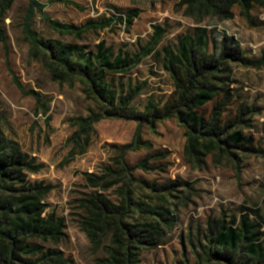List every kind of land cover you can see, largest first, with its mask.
<instances>
[{
	"label": "rangeland",
	"instance_id": "obj_1",
	"mask_svg": "<svg viewBox=\"0 0 264 264\" xmlns=\"http://www.w3.org/2000/svg\"><path fill=\"white\" fill-rule=\"evenodd\" d=\"M38 1L48 5L43 13L51 20L75 26L118 18L134 9L141 12L131 27L118 25L91 30L81 38L61 35L39 13L33 15L31 28L43 40H59L93 52L98 51V44L104 43V49H109L113 58L133 57L151 40L155 27L167 30L133 71L107 75L115 86L124 88L130 82L146 81L145 90L132 104L137 111L143 112L148 100L156 103L172 93V77L162 68L163 48L170 46L176 50L179 39L193 34L197 27L216 28L217 53L222 36L229 34L240 41L241 50L249 60L259 62L264 58L263 0H251L249 5L235 1L230 9L232 20L225 19L224 13L213 11L219 0ZM201 2L209 5V10ZM7 3L8 0H0V129L37 164H45L39 173L28 174V180L53 186L46 198L49 206L45 216L63 219L65 226L63 239L41 241L30 237L27 243L42 247L44 252L52 249L60 252L68 264H104L105 242L97 245L82 231L79 218L84 212L77 200L94 191L87 187L85 173L101 175L106 169H120L114 159L120 154L119 148L134 141L138 123L105 119L78 138L81 131L78 119L97 113L98 107L85 97L80 83L56 81L32 48L24 33L29 0H13L10 7ZM230 67L231 79L226 81L229 86H223L231 91L232 97L223 110L222 122L234 119L244 106L248 110L244 111L243 134L253 138L252 146L264 150V63L248 66L232 63ZM30 90L39 95V101L26 93ZM215 102L203 107L201 112L208 116ZM141 136L151 143V149L127 151L125 161L134 166L147 159L149 166H158L159 170L138 169L134 176L159 188L177 181L187 182L193 187V194L183 201L170 197L167 191L152 194L151 190L138 187L145 201L178 209L177 225L166 227L157 248L143 251L140 264H175L183 258L195 263V251L207 244L208 222L219 219L223 213L229 222L233 217L250 214L251 220L261 224L264 230V156L232 146L231 155L214 150L202 157L203 161H192L186 152L185 130L176 119L158 123L155 132L144 125ZM158 153L166 156L154 158ZM184 188L179 185V193H174L184 196ZM116 189L114 186L105 192L115 203L119 201ZM15 263L21 264L18 260Z\"/></svg>",
	"mask_w": 264,
	"mask_h": 264
},
{
	"label": "trees",
	"instance_id": "obj_2",
	"mask_svg": "<svg viewBox=\"0 0 264 264\" xmlns=\"http://www.w3.org/2000/svg\"><path fill=\"white\" fill-rule=\"evenodd\" d=\"M215 1V0H213ZM235 1L249 5L251 0H219L213 11L224 13L225 19L232 20L230 11ZM264 1V0H263ZM30 9L24 22V33L32 48L38 52L54 79L61 84L80 83L85 97L92 101L98 111L91 112L87 118H79L81 130L77 137L93 130V125L105 119H121L138 123V132L132 143L119 148L120 154L114 161L119 170L106 169L101 175L85 173L87 187L94 191L84 194L77 200L84 212L79 222L82 231L97 245L105 242L107 257L104 264H140L145 250L157 248L165 235L166 227L171 229L178 223L177 208L173 206H156L145 201L143 191L152 194L167 191L172 198L189 200L193 187L187 182L177 181L171 185L157 187L134 176L136 170H159L158 166H149L144 159L131 166L125 161V152L151 149V143L143 140L141 128L146 125L155 132L157 124L176 119L185 130L187 138L186 152L195 162L203 161L212 151L231 155L229 148L238 147L243 151L257 152L264 156V150L252 146L253 138L243 134L244 106H241L234 119L222 122L223 110L229 105L232 93L223 84L231 79L232 63L244 66L260 65L244 56L240 41L234 36L224 34L220 50L217 53L216 28L197 27L193 34L182 36L176 50L170 46L163 48L162 68L174 84L171 94L162 97L159 102L148 100L144 111H137L132 106L136 98L145 90L143 83H127L126 87L115 86L107 75L129 74L143 59L150 55L160 37L167 33L161 27H155L151 40L133 57L113 58L104 43L98 44V51H86L75 44H64L59 40H43L31 28V19L35 12L46 20L51 28L61 35L81 38L91 30L109 29L112 26L131 27L139 17L134 9L118 18L106 21H89L84 26L60 24L43 13L48 6L38 0H29ZM13 0H8L7 6ZM200 4V3H199ZM200 5H209L201 2ZM248 11V7L245 8ZM212 49V50H211ZM16 83L22 88L20 82ZM39 101V95L27 91ZM216 101V102H215ZM215 102L211 113L206 116L201 109ZM225 145V146H224ZM19 144L9 139L0 129V264H68L60 252L27 243L30 237L41 241L60 240L65 234L64 220L46 217L49 206L46 202L53 186L43 182H31L28 174H37L45 164L21 150ZM162 154L153 155L154 158ZM184 185L186 194L178 196L177 187ZM117 186L119 198L117 203L110 200L105 192ZM175 192V193H174ZM151 197L152 196H148ZM166 197V196H165ZM164 197V199H165ZM167 198V197H166ZM168 199V198H167ZM166 200V199H165ZM206 232V245L195 251V263L186 258L175 264H264V230L261 224L251 220L250 214H243L238 219L227 220V215L209 221Z\"/></svg>",
	"mask_w": 264,
	"mask_h": 264
}]
</instances>
